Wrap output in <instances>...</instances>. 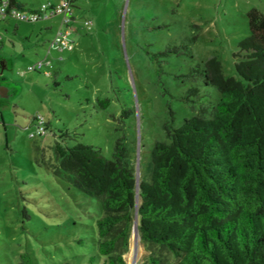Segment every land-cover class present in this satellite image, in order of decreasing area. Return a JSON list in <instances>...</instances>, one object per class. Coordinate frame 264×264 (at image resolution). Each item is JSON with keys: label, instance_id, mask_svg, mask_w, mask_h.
<instances>
[{"label": "rangeland", "instance_id": "374dc122", "mask_svg": "<svg viewBox=\"0 0 264 264\" xmlns=\"http://www.w3.org/2000/svg\"><path fill=\"white\" fill-rule=\"evenodd\" d=\"M18 1L30 15L61 0ZM72 3L75 49L52 52L51 77L44 73L49 68L27 70L47 56L60 17L9 20L0 28V83L6 90L0 98V264H18L25 253L37 264H88L102 206L59 170L60 140L52 133L63 136L66 147L92 145L109 160L125 138L138 179L147 178L154 145L166 141L164 126L180 128L195 115L182 100L187 91L195 85L217 100L216 89L186 76L217 58L224 75L237 78L235 63L245 56L239 44L252 33L249 14L264 15V0ZM176 48H183L179 55ZM36 116L50 130L33 139ZM133 248L136 264L147 263L155 251L133 233L126 264Z\"/></svg>", "mask_w": 264, "mask_h": 264}, {"label": "trees", "instance_id": "16d2710c", "mask_svg": "<svg viewBox=\"0 0 264 264\" xmlns=\"http://www.w3.org/2000/svg\"><path fill=\"white\" fill-rule=\"evenodd\" d=\"M249 17L237 78L226 77L217 58L186 76L216 89L217 100L195 85L187 91L182 100L195 115L180 128L164 126L166 141L154 145L147 178L138 181L125 138L109 160L95 146L66 147L52 133L60 140L59 170L102 206L88 264H126L136 216L142 242L155 249L145 264H264V15ZM75 22L74 14V33ZM18 264L37 263L25 253Z\"/></svg>", "mask_w": 264, "mask_h": 264}, {"label": "built area", "instance_id": "2783aa9c", "mask_svg": "<svg viewBox=\"0 0 264 264\" xmlns=\"http://www.w3.org/2000/svg\"><path fill=\"white\" fill-rule=\"evenodd\" d=\"M56 17H60L61 24L59 26L57 35L53 41L50 42L47 56L44 60L36 63L35 65L28 67V72H41L46 68L50 71H44L47 77L53 75L52 72V60L51 55L53 51H73L75 49V42L72 39L73 31V17L74 8L72 6V0H61L56 5H44L39 12L26 15L17 9L12 8L10 0H0V28L3 24L9 20L26 21L30 23H36L42 20H49ZM25 73H21L24 75ZM47 121L43 116H36L33 120V125L36 127L37 134H33L31 137H42L48 134Z\"/></svg>", "mask_w": 264, "mask_h": 264}, {"label": "bare ground", "instance_id": "6f19581e", "mask_svg": "<svg viewBox=\"0 0 264 264\" xmlns=\"http://www.w3.org/2000/svg\"><path fill=\"white\" fill-rule=\"evenodd\" d=\"M125 19V18H124ZM136 241V240H135ZM134 242V241H133ZM140 248V247H139ZM140 258V257H139ZM138 259V249L133 248L130 253L129 262L134 264L135 261Z\"/></svg>", "mask_w": 264, "mask_h": 264}, {"label": "water", "instance_id": "95a60500", "mask_svg": "<svg viewBox=\"0 0 264 264\" xmlns=\"http://www.w3.org/2000/svg\"><path fill=\"white\" fill-rule=\"evenodd\" d=\"M137 179H138V177H137ZM138 181H139V179H138ZM138 225H139V219H138V216H136L135 226H134V231H133L135 238H138L139 237ZM134 264H136V262H134Z\"/></svg>", "mask_w": 264, "mask_h": 264}, {"label": "crops", "instance_id": "0c3cea01", "mask_svg": "<svg viewBox=\"0 0 264 264\" xmlns=\"http://www.w3.org/2000/svg\"><path fill=\"white\" fill-rule=\"evenodd\" d=\"M3 25H4V24H3ZM3 25H2V26H3ZM74 28H75V27H74ZM2 64H3V67H4V68H7V67H8V65H7L6 62H2ZM2 86H4V85L0 83V87L3 89V90H2V89H0V90H2L3 93H5L6 90H5ZM3 93H2V94H3ZM0 98H1V96H0Z\"/></svg>", "mask_w": 264, "mask_h": 264}, {"label": "flooded vegetation", "instance_id": "af4514ba", "mask_svg": "<svg viewBox=\"0 0 264 264\" xmlns=\"http://www.w3.org/2000/svg\"><path fill=\"white\" fill-rule=\"evenodd\" d=\"M0 89H2L1 87H0ZM3 90V89H2ZM2 90H0V96H2V93H3V91ZM4 94V93H3Z\"/></svg>", "mask_w": 264, "mask_h": 264}]
</instances>
